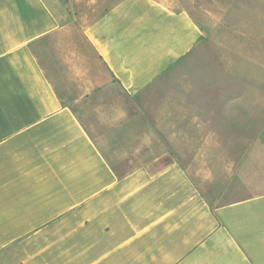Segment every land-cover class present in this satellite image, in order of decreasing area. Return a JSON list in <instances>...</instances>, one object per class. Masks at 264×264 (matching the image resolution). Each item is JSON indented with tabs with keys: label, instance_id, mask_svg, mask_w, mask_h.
<instances>
[{
	"label": "crops",
	"instance_id": "0c3cea01",
	"mask_svg": "<svg viewBox=\"0 0 264 264\" xmlns=\"http://www.w3.org/2000/svg\"><path fill=\"white\" fill-rule=\"evenodd\" d=\"M51 3L0 0V264H264V91L159 106L165 73L206 35L187 9L118 0L80 22ZM111 84L162 114L145 123L152 138L124 106L96 103ZM196 112L215 131L197 175L173 152L144 153Z\"/></svg>",
	"mask_w": 264,
	"mask_h": 264
},
{
	"label": "rangeland",
	"instance_id": "374dc122",
	"mask_svg": "<svg viewBox=\"0 0 264 264\" xmlns=\"http://www.w3.org/2000/svg\"><path fill=\"white\" fill-rule=\"evenodd\" d=\"M52 1L54 9L56 3ZM118 0H61L63 12L75 10L82 17L97 16ZM174 8L187 9L206 33L200 43L186 57L165 73L169 79L159 83L162 98L154 100L159 106L175 105L189 107L198 105V99L184 94V91L217 90L236 93L247 90L264 91V0H161ZM96 103L108 107L124 106L127 109L126 122L138 125L134 132H140L145 139L152 138L151 129L145 123L152 122L162 114L134 111V103L124 97L117 86L111 84L99 93ZM152 104L150 110H155ZM134 111V112H133ZM152 112V111H151ZM110 116H113L111 113ZM160 122L166 123L167 115ZM172 128L159 129V137L168 139L169 145H144V153L173 152L197 175L199 159L206 149L205 133L213 135L214 130L199 127L198 113H177ZM166 118V119H165ZM169 118V117H168ZM135 125V126H136ZM139 128V129H138ZM129 130V129H127ZM257 132V131H256ZM130 133V131H128ZM165 140V142H167ZM112 162L117 155L112 145H101ZM230 158V154H225ZM171 160L160 157L156 163L161 166ZM133 164V163H130ZM128 163V166H130ZM201 180V179H200ZM233 197L245 194L244 187L237 183L227 184ZM213 187H211L212 189ZM210 191V189L208 190ZM210 194V193H209Z\"/></svg>",
	"mask_w": 264,
	"mask_h": 264
}]
</instances>
